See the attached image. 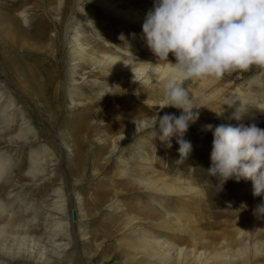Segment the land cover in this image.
<instances>
[{
	"label": "rangeland",
	"instance_id": "374dc122",
	"mask_svg": "<svg viewBox=\"0 0 264 264\" xmlns=\"http://www.w3.org/2000/svg\"><path fill=\"white\" fill-rule=\"evenodd\" d=\"M43 2L47 6V0ZM117 2H121L125 10L140 11L144 15H147L155 4V0H118ZM9 4H12L11 0L0 2L5 8L11 6ZM75 13H77L76 9L68 13L65 25L76 19ZM102 15L99 17L100 20H107L106 16ZM80 16L85 18L83 15ZM81 21L80 24H85L84 20ZM105 22L101 29H106L105 31L114 33L120 38L125 51L133 44L137 46L135 54L143 61L155 57L162 66L168 63L173 66L175 63V57L171 53L168 57L169 61H159L146 43L143 24L124 26L114 19ZM72 35L74 32L68 34L67 40H71ZM2 38L4 39L3 36ZM61 53L62 56L67 55L65 47ZM2 73L4 77L1 81L13 85L12 81H15L12 74H8L5 68ZM149 74L159 76V73L154 71H150ZM101 75H98L100 80L104 77L110 79L108 73ZM254 79L259 83L250 87L249 83ZM183 86L190 90L194 104L201 106L193 109L194 112L199 113V117L195 121L196 124H190L183 137L191 142L193 150L186 160L179 163L177 137L172 138V147L169 148L158 137L154 139V130L150 128L140 130L119 144L114 143L118 132L123 128L125 130L129 121L133 119L135 121L148 119L156 112L161 114L166 110H172L177 116L181 114L182 109L175 107L160 109L164 91V86L161 84L156 86L150 83L129 90V93L124 91L121 96L110 97L107 104L99 110L98 115L101 118L97 116L82 134H79L75 127L78 119L84 116L86 109L84 105H71L70 99L73 96L68 98V91L60 94V110L65 111L70 117L59 115L54 118L56 111L49 107L46 100L39 103L36 113L21 91H18L15 85L11 86L14 92L12 99H16V103L19 101L21 103L15 105L14 110L17 113L16 109L25 108L30 115L34 127L32 133L34 140L31 144L0 148L3 149L2 156L11 159L16 167L13 181L0 186V193L3 195L1 198L6 204L4 208L0 206V248L4 251L11 249L12 252L20 251L21 255L5 263L30 264L22 257H29V253L35 254L31 252L36 250V247H33L32 236L42 235L48 230L45 223L49 220L48 215L53 214L59 215L61 220L69 216L76 237L75 241H69L68 246L57 248L62 256L61 264H148L144 251L136 249V252L130 247L131 242L140 237L143 231L145 232L143 238H152L159 233L157 227L155 228L156 219L154 220L153 215L157 213L160 215L163 212L162 207L171 213H179L185 205L192 220H196L197 231L194 229L195 235H190L185 227L183 231H186H181L176 236L174 231H171L170 234L164 235L168 242L171 240L170 243H173V240L184 238L183 246L195 244L206 251L207 255L219 249L225 254L224 264L245 262L243 252L249 243L244 237L249 234L248 231L255 233L256 239L264 246V208H259L264 204V195H253L251 180L241 179L238 182L232 178L220 186L217 177L209 175L207 169L211 167L213 134L197 126V123L201 122L213 126L255 124L264 128V111L261 110L264 109L262 106L264 100L254 98H261L260 94L264 95V69L253 66L248 71L225 74L221 79L204 78L185 81ZM91 90L81 86L76 92H80V95L83 93L84 99H88L96 91ZM117 109L121 111H115ZM237 109L242 111L240 120L232 118ZM217 112H226L232 117L226 120ZM55 119L57 120L53 121ZM16 121L17 124L13 126L18 129L23 121L20 118ZM63 123L67 126L63 127ZM99 136L108 138L105 142H99ZM76 141L82 144L81 150L75 149ZM31 152L33 154L39 152L41 156L46 154L52 159L53 165L48 170L51 177L40 184L32 183L26 174L30 166ZM120 154H125V162L120 160ZM145 157H148L150 163L144 161ZM149 164L154 167L151 172L146 169ZM125 171L128 175H123ZM132 172L137 174L134 175ZM141 177L152 179L159 185L166 183L171 189L174 187L184 189L192 185L201 191L202 196L186 202L180 195L167 193L152 195L151 192L139 188L138 180L142 179ZM59 188L68 203L66 213L58 210L59 214L54 211L47 214L51 202L56 200L55 191ZM10 193L13 195L8 198L7 195ZM152 197L155 199L153 202ZM117 201L119 206L116 205ZM28 203H31L36 211L38 222L34 228L28 227L17 217ZM9 209L15 212V216L10 217ZM127 219H135V224H140L138 225L140 229L135 234L132 228L127 227ZM231 252L234 258L230 260L227 256H230ZM259 262L264 263V253Z\"/></svg>",
	"mask_w": 264,
	"mask_h": 264
},
{
	"label": "bare ground",
	"instance_id": "6f19581e",
	"mask_svg": "<svg viewBox=\"0 0 264 264\" xmlns=\"http://www.w3.org/2000/svg\"><path fill=\"white\" fill-rule=\"evenodd\" d=\"M2 1L0 0V2ZM11 1L12 4H9L11 6L8 8L0 5V148L7 149L11 146L31 144L34 140L32 134L34 127L30 115L25 108L16 109L17 113L14 110V106L20 101L16 103V99H12L14 92L11 90V86L13 85L18 88V91H21L36 113H38L39 103L46 100L49 107L51 106L56 111L54 118L59 115L70 117L65 111L60 110V94L63 91H68V98L73 96L70 99V104L84 105L86 109L84 116L78 119L75 127V130L82 134L90 122L95 120L97 116L100 117L98 115L99 110L107 104L110 97L121 96L124 91L129 93V90L150 83L156 86L159 84L164 86L167 77L170 75L168 71L172 67L170 63L162 66L155 57H149L147 61H143L135 54L137 52L136 45H130L125 51L120 38L116 37L114 33L105 31L106 29H101L106 24L105 21L110 19H114L124 26L144 23L147 15L140 11L125 10L121 6V2H117L118 0H47V3L45 2L47 6L44 5L43 0ZM73 3H75L74 6ZM72 9L77 10L76 19L65 25L67 24L68 13ZM80 15L85 18H81ZM101 15L106 16L107 20L101 21L99 18ZM81 20H84L85 24H80L79 21ZM71 32H74V35H72L71 40H67V36ZM1 36L4 39H1ZM64 47L67 52L66 56H62L61 53ZM3 68L8 74H12L15 81H12L13 85L1 81L4 77ZM150 71L159 73V76L150 75ZM103 73H108L107 76L110 79L104 77L100 80L98 75ZM257 81L256 79L250 81V87L259 83ZM81 86L96 91L94 94H90V98L84 99L83 93L80 95V92H76L77 88ZM134 92L136 91L134 90ZM260 96L261 98H254L264 100V95L260 94ZM115 111L119 112L121 109ZM164 113L176 115L172 110H166ZM164 113L159 115L162 116ZM221 116L226 120L232 117L228 116L226 112H222ZM18 118L23 122L20 123L18 129H15L13 125L17 124ZM73 119L76 118L73 117ZM147 120L135 121L133 119L129 121L126 129L123 128L118 132L114 138V143L119 144L138 133L137 125L140 130L148 128L146 127ZM199 123L197 126H204L201 122ZM66 126L63 123V127ZM107 138L99 136L98 140L105 142ZM81 148L82 144L76 141L75 149L81 150ZM0 150V186H5L13 181L16 167L11 159L2 156L3 149ZM125 154H120L122 162L126 161ZM30 156L31 161L26 172L27 177L36 184L48 180L51 177L48 170L53 165L51 156L46 154L41 156L39 152L32 153ZM143 159L146 163H150L148 157ZM146 169L151 172L154 167L149 164ZM125 172L123 175H128V172ZM132 173L137 174V172ZM138 184L141 190L151 192L152 195L166 193L180 195L184 197L182 198L186 202L202 196L201 191L192 185L184 189H178V187L175 189L173 186L174 188L171 189L166 186V183L159 185L149 178L139 179ZM10 195L11 193L7 197L9 198ZM54 195L56 200L51 202L47 214L52 211L59 214L58 210L66 213L68 203L61 188L56 190ZM1 196L3 195L0 193V206L4 208L6 204ZM154 197H152V202L155 200ZM116 203L119 206V202ZM185 206L187 207V205ZM185 206L181 208L179 213H171L162 207L163 212L160 215H157L159 213L153 215L154 220L156 219L155 228L157 227L159 233H156L152 238H143L145 236L143 231L140 237L131 242L132 246L130 247L138 251L143 250L148 264H220L221 262L224 264L225 254L219 249H215V252H210L207 255L206 251L195 244L183 246L184 238L173 240V243H170L171 240L168 242L169 240L164 237L166 233L170 234L171 231H174V236H176L185 227L190 235H195L193 230H196L197 227L195 225L196 220H192ZM9 211L11 212L10 217L15 216V212H12L11 209ZM35 213V208L31 206V203H28L17 217L19 221L25 222L28 227L34 228L38 222ZM48 217L49 220L45 223L48 230L42 231V235L37 236L35 234L32 236L33 247H36V250L31 252L35 254L29 253V257H22L30 264H61L62 256L57 248L66 247L69 245V241L76 239L73 234L72 219L69 216H66L64 220L59 219V215L49 214ZM135 222V219H127L126 222L127 227L132 228L134 234L140 229L138 226L140 224H135ZM61 227L67 228L60 229ZM248 232L249 234L246 233L247 235L244 237L249 246L243 252L245 258L243 264H264L259 262L264 253L263 243L256 239L255 233ZM174 241L177 242L176 245ZM11 250L4 251L0 248V264H6L7 260L21 257L20 251L12 252ZM229 254L230 256L227 258L233 259V253Z\"/></svg>",
	"mask_w": 264,
	"mask_h": 264
},
{
	"label": "clouds",
	"instance_id": "9594fccd",
	"mask_svg": "<svg viewBox=\"0 0 264 264\" xmlns=\"http://www.w3.org/2000/svg\"><path fill=\"white\" fill-rule=\"evenodd\" d=\"M142 28L159 61H169L170 53L175 57L160 109L175 107L182 112L179 116L156 112L146 127L154 130V139L158 137L169 148L172 138L177 137L179 163L193 150L183 137L199 117L193 109L201 106L194 104L184 82L221 79L253 66L264 69V0H155ZM241 117L242 111L237 109L232 118ZM203 128L213 134L209 175L217 177L220 186L232 178L251 180L253 195H264V128L255 124H207Z\"/></svg>",
	"mask_w": 264,
	"mask_h": 264
}]
</instances>
